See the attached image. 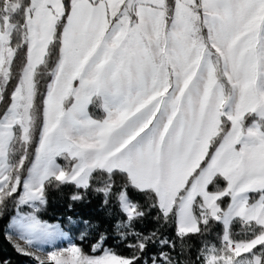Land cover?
<instances>
[{
  "label": "snow or ice",
  "instance_id": "1",
  "mask_svg": "<svg viewBox=\"0 0 264 264\" xmlns=\"http://www.w3.org/2000/svg\"><path fill=\"white\" fill-rule=\"evenodd\" d=\"M67 185L115 219L82 221L90 252L37 255L59 232L37 214ZM10 205L5 238L36 264H264V0H0ZM153 210L174 238L135 230ZM112 230L131 255L104 246Z\"/></svg>",
  "mask_w": 264,
  "mask_h": 264
},
{
  "label": "trees",
  "instance_id": "2",
  "mask_svg": "<svg viewBox=\"0 0 264 264\" xmlns=\"http://www.w3.org/2000/svg\"><path fill=\"white\" fill-rule=\"evenodd\" d=\"M19 67L20 64L18 62L14 65V70L18 72ZM41 89L43 90V84L41 85ZM92 114L98 116L102 113L96 109H92ZM58 163L62 166L65 165L62 158L58 160ZM74 192L83 193V190L75 189L74 186L71 185L62 186L60 189L50 187L47 191L48 203L37 215L44 223L49 225L58 224L59 227L68 234L73 244L82 247L86 252H90L93 240L91 237L85 240L81 239V232L85 230V225L82 221L88 220L92 224H100L103 229H107L115 217L108 216L109 208L103 205L102 194L98 195L89 191L84 200L73 202L70 196ZM130 192L134 200L142 204L145 203L144 199L139 194L131 190ZM69 205H71V207H69ZM23 211L29 210L27 207H23ZM15 213L16 209L10 205L8 214L0 217V261L8 260L10 264H36L32 257L18 253L9 240L5 238L3 230L7 227L9 220ZM155 216L156 211L153 210L145 219L136 223L135 230L147 234L159 229L164 236L174 238V226L162 225V222L156 220ZM69 217H71V220H69ZM216 230V228H213V232L210 236L211 239H215ZM89 231H91V229H89ZM198 243V241L194 240L193 247L190 251H186L185 255L187 256L190 254L194 257ZM104 246L114 250L121 256L131 255V250L125 243L119 241L114 230L111 231L109 239L105 242ZM157 250V248L150 246L147 251L151 254Z\"/></svg>",
  "mask_w": 264,
  "mask_h": 264
},
{
  "label": "rangeland",
  "instance_id": "3",
  "mask_svg": "<svg viewBox=\"0 0 264 264\" xmlns=\"http://www.w3.org/2000/svg\"><path fill=\"white\" fill-rule=\"evenodd\" d=\"M64 162L66 164V161H64ZM24 207H27V206H24ZM28 210L31 211L30 208H28ZM29 211H24V212H29ZM50 226H52L54 229H59V232L54 233L53 237L50 239L49 242L40 243V244H37V245L33 246V248L31 250L35 251L37 255H43L46 252L55 251V250H59V249H62V248H67V247H70L71 245H73V243H72L70 237L68 236V234H66L59 227L58 224H54V225H50ZM60 233H63V235H61ZM15 243L20 244L21 247H26V245L24 244L23 241H20V240L16 239L15 237H13V240H12L11 244L13 245Z\"/></svg>",
  "mask_w": 264,
  "mask_h": 264
}]
</instances>
